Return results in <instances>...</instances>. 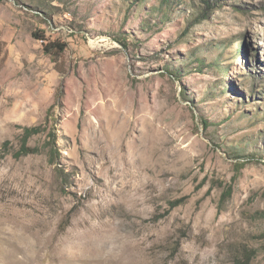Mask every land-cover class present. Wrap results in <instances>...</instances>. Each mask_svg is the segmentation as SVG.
<instances>
[{"label": "rangeland", "instance_id": "374dc122", "mask_svg": "<svg viewBox=\"0 0 264 264\" xmlns=\"http://www.w3.org/2000/svg\"><path fill=\"white\" fill-rule=\"evenodd\" d=\"M0 264H264V0H0Z\"/></svg>", "mask_w": 264, "mask_h": 264}, {"label": "trees", "instance_id": "16d2710c", "mask_svg": "<svg viewBox=\"0 0 264 264\" xmlns=\"http://www.w3.org/2000/svg\"><path fill=\"white\" fill-rule=\"evenodd\" d=\"M55 48H59L61 52H63L66 48L65 44L62 45H57ZM205 124H208V122H205ZM41 132V128L40 127H28L25 130V136L23 137L22 141V147L21 150L18 152V155H27L30 154V151L32 150V148L30 146H28L29 140L32 136L39 134ZM54 151L52 150V155H53ZM51 155V158H52ZM229 196L231 195V191L228 194Z\"/></svg>", "mask_w": 264, "mask_h": 264}]
</instances>
